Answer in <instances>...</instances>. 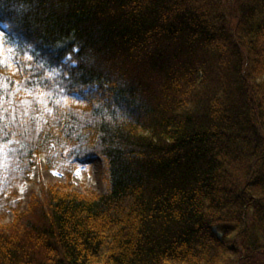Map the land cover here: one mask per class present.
<instances>
[{
  "label": "trees",
  "instance_id": "obj_1",
  "mask_svg": "<svg viewBox=\"0 0 264 264\" xmlns=\"http://www.w3.org/2000/svg\"><path fill=\"white\" fill-rule=\"evenodd\" d=\"M0 25V264H264V0H0ZM38 155L68 182L22 213ZM93 157L108 192L71 190Z\"/></svg>",
  "mask_w": 264,
  "mask_h": 264
},
{
  "label": "rangeland",
  "instance_id": "obj_2",
  "mask_svg": "<svg viewBox=\"0 0 264 264\" xmlns=\"http://www.w3.org/2000/svg\"><path fill=\"white\" fill-rule=\"evenodd\" d=\"M7 31L6 27H0V32L7 33ZM59 125L57 126L59 127ZM35 163L37 166L31 175L30 182L21 188L16 197L20 202V211L22 213H25L29 209L33 198L41 197V183L58 188L60 186L63 187L68 182L66 175L58 173L55 170H48L42 155L36 157ZM84 164L85 166H82L73 178L74 185L71 190L85 195L92 192L97 195H104L107 193L108 184L105 174V161L101 157H95L94 160ZM14 220L15 215L10 213L6 219L0 221V224H11Z\"/></svg>",
  "mask_w": 264,
  "mask_h": 264
}]
</instances>
